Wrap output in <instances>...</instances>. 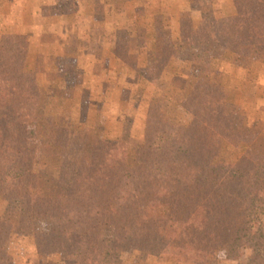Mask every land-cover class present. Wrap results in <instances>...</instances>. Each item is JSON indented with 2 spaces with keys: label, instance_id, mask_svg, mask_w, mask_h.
<instances>
[{
  "label": "trees",
  "instance_id": "16d2710c",
  "mask_svg": "<svg viewBox=\"0 0 264 264\" xmlns=\"http://www.w3.org/2000/svg\"><path fill=\"white\" fill-rule=\"evenodd\" d=\"M232 1L230 13L206 15L179 30L177 45L163 43L148 80L181 54L218 67L214 45L244 55L264 49V0ZM0 39V264L3 242L33 212L49 220L33 234L36 251L69 263L104 264L120 245L136 243L150 254L169 251L177 263L205 264L224 250L230 258L249 251L242 264H264V148L226 110L225 83L210 71L197 78L181 104L187 123L154 91L133 152L122 138L86 141L68 131L54 196L27 154L39 96L28 40ZM211 133L238 148V158L216 160Z\"/></svg>",
  "mask_w": 264,
  "mask_h": 264
},
{
  "label": "rangeland",
  "instance_id": "374dc122",
  "mask_svg": "<svg viewBox=\"0 0 264 264\" xmlns=\"http://www.w3.org/2000/svg\"><path fill=\"white\" fill-rule=\"evenodd\" d=\"M232 10V0H0V27L12 23L10 29L2 27L0 38L23 34L29 43L39 96L27 154L54 196L61 192L57 175L68 131L86 141L122 138L133 152L142 142L154 91L165 94L172 118L187 123L190 114L182 101L209 71L227 87L226 110L264 148V49L244 55L214 45L209 51L219 59L218 67L208 69L181 54L148 80L155 75V54L163 43L177 45L181 28ZM210 137L219 146L216 160L241 154L215 133ZM5 205L0 197V214ZM48 222L46 215L33 212L13 229L3 242V264H75L61 253L36 251L33 234ZM249 253L230 258L221 250L205 264H242ZM104 264L191 263H177L169 251L147 253L132 243L120 245Z\"/></svg>",
  "mask_w": 264,
  "mask_h": 264
},
{
  "label": "crops",
  "instance_id": "0c3cea01",
  "mask_svg": "<svg viewBox=\"0 0 264 264\" xmlns=\"http://www.w3.org/2000/svg\"><path fill=\"white\" fill-rule=\"evenodd\" d=\"M216 2H218V1H216ZM16 8H17V7H16ZM11 24H12L11 22H10V23L6 22V24L2 25V26L0 27V34L2 33V30H1L2 27H7L8 29H10V27H12ZM10 31L13 32L14 30H10ZM141 123H143V122L140 121V126H141Z\"/></svg>",
  "mask_w": 264,
  "mask_h": 264
}]
</instances>
